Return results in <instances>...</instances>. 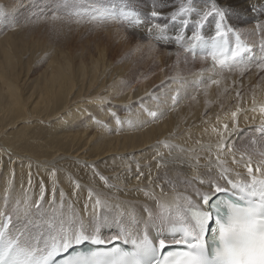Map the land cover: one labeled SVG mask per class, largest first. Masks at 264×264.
Masks as SVG:
<instances>
[{"label": "rangeland", "instance_id": "rangeland-1", "mask_svg": "<svg viewBox=\"0 0 264 264\" xmlns=\"http://www.w3.org/2000/svg\"><path fill=\"white\" fill-rule=\"evenodd\" d=\"M114 1L117 7L119 8V9H116L117 13H114V15L112 16H107L106 18H101V14L104 12V10H108L109 12L113 11L112 8L114 7V4H113ZM152 1L154 2L157 0H146V4ZM198 1L202 3H209L210 6H213V4L209 2L210 0H198ZM160 2H162V0ZM163 2H166V0H163ZM15 3H17L18 6ZM133 5L134 4H132L130 0H0V38L1 36L2 37L5 36L6 34H9V36L12 35L10 37L8 36L6 40L2 39L3 40L2 41L0 39L2 41V42L0 41V44H1L0 45V72H3L6 70L7 75H9L8 77L13 82V84L16 86L17 93L19 95L20 100L23 101V104L26 105L25 112L21 115V120L18 122L14 118L7 117L6 110H2L1 108L3 106V102L0 99V180L2 179L0 181V191L4 192L5 190H8L13 184L16 183L18 187H22L26 190H32L35 199L40 200L41 186L43 184L44 198L42 201L43 203L45 202L44 207L45 208L48 207L49 210L53 208L54 204L56 205V204H59L60 202H62V204L71 202L72 203L71 207H75L77 205L83 208V207L88 206V204L91 205L92 203H93V206H96L94 202L97 199L105 203L108 202V200L111 201V198H113L115 200L121 199V200H128L131 202L133 201L137 203L142 202L140 204H143L146 201H148L147 198H150L154 202H156V199H158L156 197L158 195L155 193L156 190H159V191L165 190V193H171V192L173 193L176 191L179 192L180 190H183L185 187H187V184L189 181H187L185 178H184L185 180L183 181H180V180H177V182L172 181L170 175L168 174L169 170H166L167 168L163 166L162 164L161 166L156 165V167H151L152 165L149 167V166H146L148 164H145L143 165L144 167L143 166L141 167L142 169L141 168L135 169L130 166V163L126 159L125 161L123 159L118 160V159H115L116 157L114 156L102 158L101 160H98L93 165L88 163V161H90V158H94L97 154H99L105 149L104 145L102 144L103 143L102 140L99 139L98 142H96L97 140L93 141V137H96L98 134L99 135L101 134L102 125L105 122V120L102 121L103 117L101 116V110L113 109L114 111H118L119 109V111H121L122 113H125V111L127 110H122L123 108L121 107L123 105H127V108L129 110H134L140 107L142 103H144V101L146 102L147 101L149 102L152 100L156 101L157 99L158 104H160L159 101L162 102L163 100L161 99L167 97V93L168 94L171 93V95L176 94V96H178L177 102L173 104V101H172L173 96H172L171 101L168 100L169 104L168 102H166L167 105L165 103L164 110L165 108L168 107L167 110H165L164 113H160L158 117L159 119L153 120L152 124L165 119V117L166 118L168 117V119L171 118L174 121L183 120L185 122L187 117H190L192 114L201 116L200 110L198 109L199 106L198 108L195 109L196 106L187 107V104L192 103V99H195L197 96L199 99L198 93L203 91V89L209 88V86L213 84L214 86L211 88L212 96L210 98H213V97L214 98L211 99L206 104V106L208 105L207 109H205L206 106H204L203 115L208 113L211 107L216 106V109H219V111L214 114L206 116V117H209L207 120H205L207 121V124L209 125V124H213V123L215 124V122H218V119L222 115H226L230 112H235L236 110L232 111L234 108H237V107L239 108L247 104L249 101L256 100L257 98L258 99L264 98V91H263L264 89V84H263L264 83V66L262 67L260 66L262 65L261 63H264V59L254 62L250 65L244 66V62H242V63L236 64L235 66L231 68L221 69L219 65H216L210 59V56L207 53V49L203 51L204 53H200V48L198 46L196 49V55L193 56L191 52L186 51L188 47L183 46V43L178 45L172 51L173 53H169L168 52L169 50H167L168 52L167 55L169 58L172 57L173 55L172 59L175 62L184 61V60L186 61L184 62L186 64V66L184 67H186L187 69L189 68L190 71L187 70L186 68L185 69L187 72H189V75H192L190 76L191 78L189 77V79L193 81L192 83L191 81H188L189 79L186 78V76L188 75L184 74V72L181 73V76L180 75L175 76L174 71L171 70V67L167 68L168 71H170V74L167 77L166 74H165L166 76L164 75L166 71L162 67H157L156 69H154L155 66L150 65L147 67L148 70L145 71L143 69V66H140L141 72L144 71L143 75L138 74L135 78L128 79L129 81L126 80L124 89H122L119 92H116V93L107 92L103 85L104 80H106V77L102 75L103 74L102 71L104 67L109 68V70L116 71L118 67L120 66L121 62L124 61V60H118L119 57L117 56V54L119 53L118 50L121 45V40L125 39V42L123 43L124 44L123 47L125 46L124 48L130 51L128 52L129 55H127V58L123 63L124 66L126 64V67H130V65H132L133 57H134L133 53L137 51V48L138 50L140 48V47H137L136 45L138 46L141 45V47H146L150 43L155 44V42L153 43V41L150 38L149 39L147 38L134 39L132 36L128 34L127 30L124 29L125 28L123 26L124 22L121 23V21H126L132 18L130 16V13L132 11V8L130 6H133ZM213 8L217 9L215 11L221 12V8L219 7L216 8V6H213ZM122 11L129 13L128 19L127 17H122L120 15ZM255 12L256 11L251 10V12L248 13L250 14L249 16L251 17L249 20V24L248 23L242 24L241 21L237 19V22L240 23L239 28L244 29L246 27L248 28L252 27V24L257 25L256 23L258 22V19H256L255 14L257 13ZM93 17H96V18L94 19ZM245 17L247 18V16ZM209 18L212 23H215L217 20L220 19V17L216 16L215 14L213 16L208 17V19ZM233 19H234L233 16L230 15L227 18L224 16V19L221 21L222 27H223L224 32L226 33V36H230V35L232 36V38H228L229 39L228 46L230 48H234L237 42V39H239L240 44L245 45V47L252 46L250 44L255 43L256 42L255 39H257L260 36V32H258L259 27L257 29V26H253L254 29L258 30L257 31L258 36L256 35L257 32L249 34L250 36H248L247 33H243V34L239 33L241 31V30H238L239 28H236L239 31V32L236 31L237 32L236 33L234 32V29H232L230 25L231 22H233ZM107 20L114 21L115 23H108ZM116 20L119 22H117ZM61 21H64V22H61ZM101 22L102 23L105 22V23L102 24ZM195 22H192V23L195 24ZM58 23L60 26L58 25ZM113 24L114 25L119 24L118 25L120 28L119 30L121 31L122 29L123 33H125L124 35L120 33L123 36V38H120L121 40H116L115 44H113L109 40L104 41V40H100L98 37H94L95 33L100 32V31L102 33L101 35L104 34L105 36H107V31L103 29H105L109 25L112 26ZM42 25H46V26H42ZM63 26H66L67 28ZM57 28L58 30L59 29L60 30L59 31L56 30ZM32 29H35V30H32ZM52 29H54L55 31ZM228 29H231V31H228ZM202 31L206 32L205 29ZM27 32L29 35L33 33L32 36H29ZM23 33L25 34V36L27 35L29 38L32 37L35 39L38 36L37 38L39 39H36V41L33 40V42L34 41L37 42V40L38 41L43 40V41L37 42V45H36L34 44L35 42L34 43L32 41L30 42V40H32L31 38L30 40H28V38L26 40L27 36L24 38ZM214 34L215 33L212 34L209 32L208 33L209 36H205V38L210 40L211 37L214 36ZM43 36H44V39H43ZM22 38H24L25 40H23ZM47 39H49V41ZM251 39L254 41H252ZM7 40L9 41L7 42ZM20 40L22 42H20ZM46 40L49 43L46 42ZM24 41L26 43L29 42V44H26ZM126 41H130V42L126 43ZM135 41L136 43H134ZM31 43L32 45L34 44L32 46L33 48L31 47ZM40 43L42 45L41 48L43 49H38L40 48V46H38V44L40 45ZM45 43H47L48 46L51 44L50 45L51 47L43 46ZM95 45L97 46L96 49L94 47ZM127 45L129 47H127ZM130 45L131 47L132 46L133 47L131 48ZM26 46H29V47H26ZM103 46L105 47L106 52L111 62L113 63L112 68H110L107 65V63L103 65V56L101 54L102 48H104ZM154 47L161 48L162 49L161 51L163 50L166 51L163 47H161L158 44H155ZM25 49L28 50V52ZM32 49H34L35 51L33 50V52L31 53ZM5 51L9 56L11 55L10 57L13 60L11 69L5 66V57H6ZM36 52H39L38 53L39 55ZM92 52H94V54ZM99 53L101 55H99ZM95 54L97 56H94ZM71 56L73 57L71 58ZM64 58H69L68 61L70 64V68L68 69V74L73 84L72 83L70 84L68 92L70 91L72 87V90L70 92L71 94L69 96L59 97L53 100V103L48 105L49 103L47 101V97L51 93L46 92L43 98L40 97L41 92H43L44 81L46 77L50 74L49 71H51L49 69L48 63L54 60L60 64L61 63L64 64V62H62L61 60ZM187 60L191 61L192 64L194 62V64L192 65L191 62L187 63ZM199 61H201V63L208 62L206 63V65L204 66L202 65L201 67L202 68L204 67L203 70L205 72L207 71L213 72L212 74L217 76L216 77L217 79L214 78V80L218 81V83H213L214 80L212 78L205 77L201 73L200 74L201 76H203V78L198 76V73L201 72L200 69L196 67ZM253 64L255 66L249 68ZM181 65H183V62L181 63ZM175 67L178 69H182L178 65H175ZM195 67L197 69H194ZM255 67L256 69L259 68L258 70L259 73L254 71ZM46 68H48V70ZM140 70L138 72H140ZM223 72L228 73V74H224ZM192 73L194 74L195 77L193 76ZM173 74L176 78L174 76H171ZM234 75H237V76L235 77ZM194 78L199 79V80H195ZM206 78L210 81H206L207 80ZM174 81H175V84H174ZM177 85H179L180 88ZM117 86L119 85L113 86L112 88H116ZM176 86L178 88H176ZM174 88L178 89L179 91L175 90ZM130 93L132 94L131 95L132 97L130 99L128 98L127 100V96ZM144 93H147V95L144 96L145 98L143 97L141 98V100L139 99L137 102H133V103L131 102L133 98H137L139 97V95H142ZM80 96L84 97V99ZM254 97L256 98L253 99ZM125 99L127 100V102ZM100 102L102 103L101 107L99 106ZM129 102L132 104H130ZM182 104L184 106H182ZM91 109H93V111ZM173 110L177 111L175 115L171 114ZM178 113H179V116H178ZM77 114L80 118L77 116ZM72 117L74 118L72 119ZM69 120L71 122H69ZM200 121H198V124L194 126L195 131H198L201 128H205L203 123H199ZM95 124H96V127H95ZM88 128L89 129L92 128V129L89 130ZM195 133L198 134V132H194V129L192 127V135H196ZM112 135H116V134L114 133ZM185 140L186 139L184 138L183 141L187 142V140L186 141ZM197 140H198L197 136L190 138V141H197ZM246 141L252 146L255 145L251 137H246ZM97 143H101L102 146L100 147V144L98 145ZM146 150L148 151V149ZM146 150L143 151L145 155L147 153ZM230 152H232V150ZM243 153H241L242 156H244ZM67 156L69 157L68 159H67ZM149 156L151 158H149ZM154 158H156L155 155L153 156L152 154H149L146 156L145 161L147 162L149 159L152 160ZM43 159H44V162H43ZM150 160L148 162H150ZM45 162L47 163L45 164ZM50 163L52 164L50 165ZM53 172L55 173V175H53ZM208 178H209V174H207L206 181L209 180ZM29 179L31 180L30 184H29ZM210 180H216L218 181L220 185L224 182L222 179H219L218 176ZM77 184L79 185V187H77ZM56 186L58 187L56 188ZM171 189H173V191ZM54 191H55V202L53 203L52 200H53ZM62 192H64V199L61 198ZM90 192L92 194L91 198H89ZM154 194L156 196H154ZM4 195H6V192H4ZM65 197L68 199H66ZM7 199L8 198L5 199V197H3V195L0 193V204H1L0 208L4 207L6 204L9 203ZM89 201H91L92 203ZM80 204H82V206H80ZM153 212L154 211H151V214ZM121 224L122 226L129 225L130 222L125 224L122 221ZM88 226L89 224L87 223L83 227L87 229ZM146 226L150 229H154L152 227V222L147 223ZM3 228L5 227L3 226ZM10 229H12V226H10ZM45 231H47V229H45ZM134 233L139 234L140 231H135ZM9 238L11 237L9 236Z\"/></svg>", "mask_w": 264, "mask_h": 264}, {"label": "bare ground", "instance_id": "bare-ground-1", "mask_svg": "<svg viewBox=\"0 0 264 264\" xmlns=\"http://www.w3.org/2000/svg\"><path fill=\"white\" fill-rule=\"evenodd\" d=\"M160 1L161 0H157L154 2L152 1L150 3L147 2L148 4H146V0H130V2L132 4H134L133 6H130L132 8V11L130 13V16L132 18L128 19V16H127L128 20L121 21V23L124 22V24H123V26L125 27L124 29H126L128 34L130 36H132L134 39H141V38L149 39L150 38L153 41V43L155 42V44L160 45L166 51H164V50L161 51L162 50L161 48H155L154 47L155 44H152V43L148 44V46H146V47H141V45L140 46L136 45L137 47H140V48H139V50L137 48V51L135 53H133L134 55L132 54L134 56L132 65H130V67H126V64L124 66L123 63L126 60L127 55H129L128 52H130V51H128V49L126 50L124 48L125 46L123 47V45H124L123 43L125 42V39L121 40L120 38H123L122 34L124 35L125 33H123L122 29H121V31L119 30L120 29L118 26L119 24H117V25L113 24L112 26L109 25L105 29H103V30L107 31V36H105L104 34L101 35L102 34L101 31L95 33L94 37H98L100 40H104V41L109 40L113 44H115L116 40H121V45H120V48L118 50L119 53L117 51L116 52L118 53L117 54V56L119 57L118 60H124V61L121 62L120 66L118 67V69L116 71L115 70H113V71L109 70V68H107V67H104V69H103L104 72L102 71V73H103L102 75L104 77H106V80H104L103 85H104V88L107 92H110V93L119 92L122 89H124V85L126 84V80L135 78L138 74L143 75L144 71L141 72L140 66H143V69L145 71L148 70L147 67L150 65H154L155 66L154 69H156L157 67H162L165 69L166 72L164 73V75L166 74L167 77L170 74V71H168L167 68L171 67V70L174 71L175 76H179V75L181 76V73L184 72V74L188 75V76H186V78L189 79V77L192 75H189V72L186 71L187 68L184 67V66H186V64L184 63L186 61L184 60V61L175 62L172 59L173 55H172V57L169 58L167 54H168V52L173 53L172 51L178 45H180L182 43H183V46H187V47L189 46V44L191 43V41L189 39L191 32L196 29V22L195 21L201 20L203 14L205 12L217 10V9H214L213 6H216V8L217 7L221 8V12L224 14V16L226 18L229 17L230 15L233 16L234 19L230 25H231V28L234 29V32L241 30L240 32L239 31L238 32L242 33V34L247 33V35L250 36L249 34L256 33L259 30L258 32H260V36L257 39H255L256 42L253 44H250L252 46L246 47L247 49H250L251 51L244 52L241 55V59L244 62V66L250 65L254 62H257L259 60L264 59V0H210L209 2H211L213 4V6H210L209 3H202L198 0H168V1L166 0V2H163V0H162V2H160ZM15 4L17 5V3H15ZM113 4H114V7L112 8L113 11H110V12L117 13L116 9H119V8L117 7L115 1L113 2ZM182 7L186 8V9L187 8H193V9H195V11L186 12L183 15H179L180 9ZM251 10L256 11L255 13H257V14H255L256 19H258V22L256 20L257 25H254L251 23L252 27H249V28L246 27L244 29L239 28L240 23L237 22V19L239 21H241L242 24H246V23L249 24V20L251 17L249 16L250 14H248V13L251 12ZM152 11H157L158 13H160L159 18H153L151 16ZM215 12H217V11H215ZM132 13H134L135 15H131ZM173 14H177V19L175 21H173L171 19ZM245 16H247L248 20ZM137 18H139L142 22L140 24L132 23V21L136 20ZM235 18H236V20H235ZM184 19H187L189 21L187 30L184 32L185 39L183 41H181L180 43H176L175 37L181 33V30H182L181 22ZM61 22H64V21H61ZM107 22L108 23H115L114 21H111V20H107ZM117 22H119V21H117ZM192 22H195V24ZM103 23H105V22H103ZM157 23H159L162 28L164 25H167V28L164 29L163 33H161L160 29L152 27L153 25H155ZM202 23H204V27L202 30L205 29V31H206V32H203L201 30L202 34L204 36H209L208 35L209 32L212 34L215 33V23H212L210 21V18L207 19V22L202 21ZM33 24H35V23H33ZM58 25H59V23H58ZM32 26H34V25H32ZM42 26H46V25H42ZM253 26H257V29H258V27H259V29L256 30L253 28ZM63 27H66V26H63ZM58 28L56 30H58ZM149 28H152L151 32L149 31ZM236 28H239V29L237 30ZM29 29H31V28H29ZM32 30H35V29H32ZM52 30H54V29H52ZM19 31H21V30H19ZM19 31H17V32H19ZM25 31H26V29H25ZM22 32H23V30H22ZM258 32L256 34L257 36H258ZM120 33H122V34H120ZM27 34H28V32H27ZM32 34L33 33H31V35H29V34L28 35L32 36ZM36 35H37V33H36ZM159 35H166L168 37V39L167 40H157L156 37ZM8 36H9V34H6L3 37L1 36L0 39L6 40V38H8ZM10 36H12V35H10ZM26 36L24 34V38ZM34 36H35V34H34ZM72 36H73V34H72ZM37 37L35 39L30 37L32 39V40H30V38L27 36L26 40L28 38V40H30V42L31 41L33 42V40L36 41V39H39ZM41 37H42V35H41ZM251 37H252V35H251ZM15 38H16V36H15ZM24 38H22V39L25 40ZM228 38H232V36L231 35L226 36L227 41L229 40ZM43 39H44V36H43ZM252 39H254V38H252ZM40 40H41V38H40ZM47 40L49 41V39H47ZM47 40H46V42H48ZM8 41L9 40H7V42ZM18 41H19V39H18ZM42 41L37 40V42H42ZM252 41H254V40H252ZM252 41H250V42H252ZM20 42H22V41L20 40ZM37 42H35L34 44L37 45ZM127 42H130V41H126V43ZM134 43H136V41ZM26 44H29V42H27ZM46 44L47 43H45L43 46L47 47L48 44L47 45ZM33 45L31 43V47ZM50 45L48 47H51ZM131 45H130V47H131ZM38 46H40V48H38V49H43V48H41V46H42L41 43H40V45L38 44ZM118 46H119V44H118ZM243 46H245V45H243ZM26 47H29V46H26ZM94 47L96 49L97 46L95 45ZM127 47H129V46L127 45ZM68 48H69V46H68ZM29 49H31V48H29ZM34 49H32L31 53L33 52ZM167 50H169V51L167 52ZM26 51L28 52V50H26ZM37 51H39V50H37ZM55 51H57V50H55ZM89 52H90V50H89ZM209 52H210V48L207 49V53H209ZM5 53H6V51H5ZM36 53L38 54L39 52H36ZM92 53L94 54V52H92ZM92 53H91V55H92ZM200 53H204V52H202L200 49ZM44 54H45V52H44ZM48 54H49V52H48ZM96 54L94 56H97ZM101 54L103 56V65H105L107 63V65L110 68H112L113 63L111 62V60H110V58L106 52L105 47L102 48ZM101 54L99 53V55H101ZM208 55L210 56V59L212 60L211 55L210 54H208ZM10 56L6 53L5 66L7 68L11 69L12 64H13V60L11 59ZM72 57L73 56H71V58ZM68 59L69 58L61 59L62 62H64V64L63 63L60 64L54 60H52L50 63H48L49 69L51 71H49L50 74L46 77V79L44 81L43 92H41V94H40V97L43 98V96H45L46 92L51 93L47 97V101L49 103L48 105L53 103V100H55L59 97H65V96H69L71 94L70 92L72 90V87H71L70 91L68 92L70 84L72 83L71 78L69 77V74H68V69L70 68V64H69ZM157 60H159V61H157ZM59 62H61V61H59ZM182 62H183V65H181ZM188 62L190 63L191 61L187 60V63ZM14 63H15V61H14ZM81 63H82V61H81ZM127 63H129V62H127ZM206 63H208V62L201 63V61H199L198 65L196 67L199 68L201 72H199V73L197 72L198 76H200L202 78H203V76H205L208 78H212L214 80V78H216L217 76L212 74L213 72H209V71L205 72L203 70L204 67L203 68L201 67L202 65L203 66L206 65ZM191 64H192V62H191ZM193 64H194V62H193ZM261 64H262V65H260L261 67L264 66V63H261ZM175 65H178L182 69L176 68ZM216 65H218V64H216ZM253 66H255V65L253 64L249 68H251ZM196 67L194 69H197ZM249 68H247V69H249ZM46 69L48 70V68H46ZM139 70H140V72H138ZM187 70H189V68ZM258 70H259V68L256 69V67H255L254 71L258 72ZM99 71H100V69H99ZM200 73L203 74V76H201ZM232 73H233V71H232ZM174 74L171 76H174ZM194 74H195V72H194ZM194 74H193V76H194ZM224 74H228V73H224ZM142 75H140V76H142ZM8 76L9 75H7L6 70L3 72H0V99L3 102V106L1 108H2V110H6L7 117L14 118L19 122L21 120V115L25 112V106L26 105L23 104V101L20 100L19 95L17 93L16 86L13 84V82L10 80V78ZM234 76L236 77L237 75H234ZM138 78H139V76H138ZM161 78H163V77H161ZM194 79L199 80L196 78H194ZM236 80H237V78H236ZM188 81H191V83L193 82L191 79H189ZM206 81H210V80L207 79ZM197 83H198V81H197ZM200 83H201V81H200ZM174 84H175V81H174ZM116 85H119V86H117L116 88H112L113 86H116ZM177 86L179 87V85H177ZM177 86H176V88H178ZM213 86L214 85L212 84L209 86V88L203 89V91L198 93L199 99L197 96L195 99H192V103L187 104V107L188 106H196L195 109L198 108V106H199L198 109L200 110L201 116H197V115L192 114L190 117H187L185 122L183 120L174 121L171 118L168 119V117L167 118L165 117V119L161 120L162 119L161 118L160 119L161 121L152 124L153 120L159 119L158 117H159L160 113H164V111L167 110L168 107L165 108V110H164L165 103L168 102V100L171 101L172 96H176V94L171 95V93L170 94L167 93V97H165V98L162 97L163 99H161V100H163V101L162 102L159 101L160 104H158L157 99H156V101H153V100L149 101V102L144 101V103H142L143 107L140 106L134 110H129L127 108V105H123L121 103L123 105L121 107V108H123L122 110H127V111H125V113H122L121 111H119V109H118V111H114L113 109L101 110V116L103 117L102 121L105 120V122L104 123L102 122L103 125L101 124L102 125L101 134L100 135L98 134L96 137H93V141L97 140L96 142H98L99 139L102 140V142H103L102 144L104 145L105 149L102 152H100L99 154H97L94 158H90V161H88V163H90L91 165L96 163L98 160H101L102 158H105V157L107 158V157H112V156L116 157L115 159H118V160L123 159L125 161V159H126L130 163V166L132 168H135V169L141 168L145 164H148L146 166H149V167L151 165H152L151 167H156V165L161 166V164H162L163 166H165L167 168L166 170H169L168 174L170 175L172 181L177 182V180L183 181L185 179L187 181H189L187 184V187H185V188L183 187L184 188L183 190H180L179 192L176 191L173 193L172 192L171 193H165V190L164 191L156 190L155 193L158 195V196H156L154 194V196H156L158 198V199H156V202H154L150 198H147L148 201H146L143 204H140L142 202L137 203V202H133V201L131 202L128 200H121V199L115 200V199L111 198V201L108 200V202H106V203L102 202L100 206H93V203L91 201H89L92 203L91 205L88 204L87 207H83V208H81L77 205L75 207H71L72 206L71 202H67L64 204H62V202H60L59 204H56V205L54 204L53 208L49 210L48 207H46V208L44 207L45 202L43 203V201L35 199L32 190H26L22 187H18L16 183L13 184V182H12L13 185L8 190L4 191V192H6V195H4V192L0 191V193L3 195V197H5V199L8 198L7 201H9L8 204H6L4 207L0 208V231L5 232V234H6L5 238L6 239L9 238V236L10 237L18 236L22 232H30L32 235L35 236V235H37V232H38L37 225H42L41 214H43L44 220H49L53 216V213H55V217L57 220H59L60 218H63V220L65 221L64 227H66V228H72V227H76V228L78 227L79 228V226H81V225L85 226V224H87V223L89 224L90 221H95L98 217L104 216L107 218V222L103 223L101 226L100 235L102 236V238L105 240H110V238L113 235H116L117 233L124 231V232H127L129 234V241L125 242L124 238L122 237L116 243H114V244L109 243L107 245L101 246L103 248L100 247V249H107L109 247H114V246H119L122 248L123 247H127V248L130 247L131 249H133V245L130 242L131 239H136L138 236H142V234L146 231L150 239L156 240L157 238L167 234L172 225H175L178 223L175 219V216L177 214L185 213L188 208H194L197 204H199L200 203V196L204 193H210V186L207 184V181H206L207 174H209V178H208L209 180L218 176L217 175V173L219 172L218 165L220 162H224L223 167L228 169V172L226 173V175L230 179H232L235 182H240V183H245V184L251 183V178L248 176L246 167L244 165H245V163L248 162V160L250 158L252 166L255 169L258 166V161H260L262 159V157L259 155V153L264 152V133L257 132L256 129L260 128V127H264V111H262V109H264V98H262V99L257 98L256 100L249 101L247 104H245L239 108L238 107L234 108L232 111L236 110L235 112H237V116L235 118H233V116H232L233 112H230L226 115H222L218 119V122H215V124L213 123V124L208 125L207 121H205V120H207L209 117H206V116L214 114V113L219 111V109H216V106H215V107H211L210 111L203 115L204 106H206V104L211 99L214 98V97L210 98L212 96L211 95L212 94L211 88ZM142 89H143V87H142ZM175 90H178V89H175ZM88 91H90V90H88ZM263 91H264V89H263ZM131 93L127 96V100H128V98L130 99L132 97ZM147 93L139 95V97H137V98H133V100L131 102L133 103V102H137L139 99L141 100V98L146 96ZM80 97H82V96H80ZM82 98L84 99V97H82ZM227 98H225V99H227ZM255 98L256 97H254L253 99H255ZM97 99H99V98H97ZM127 100H126V102H127ZM247 101H248V99H247ZM119 102H120V100H119ZM129 103H128V105H129ZM132 103H130V104H132ZM99 104L98 105L101 107L102 103L100 102ZM168 104H169V102H168ZM220 104H221V102H220ZM166 105H167V103H166ZM40 106H42V105H40ZM182 106H184V105L182 104ZM207 106L205 109H207ZM222 107H223V105H222ZM67 108H68V106H67ZM145 109H147L148 111H155L157 113V118L149 117L147 114V111H145ZM91 110L93 111V109H91ZM112 112H116V114L118 113L117 117L119 119H121V121H123V123L119 126L121 129L120 131H115V129L117 128V125L115 123V119L111 115ZM176 112H177L176 110H173L171 112V114L175 115ZM77 116H78V114H77ZM178 116H179V113H178ZM73 118L74 117H72V119ZM182 119H183V117H182ZM200 120H202V121H200ZM129 121H131V123H129ZM198 121H200L199 123H203L205 128H201L198 131H195L194 126L196 124H198ZM69 122H71V121L69 120ZM74 122H75V120H74ZM89 123H90V121H89ZM67 124H68V122H67ZM96 124H95V127H96ZM104 125H107V127H104ZM224 125L228 126L227 129H225ZM89 126H91V125H89ZM191 126L193 127L194 132H198V134L195 133L196 135H192V127ZM91 129L92 128H90L89 130H91ZM153 130H155V131H153ZM99 131H98V133H99ZM114 133L116 135H112ZM123 134H125V135H123ZM194 136H197L198 140L197 141H190V138L194 137ZM246 137H251L253 139L255 145H253V146L250 145L246 141ZM184 138L187 140V142L183 141ZM97 144L98 145L100 144V147L102 146L101 143H97ZM221 146H223V150H221ZM96 147H97V145H96ZM229 148L232 150V152H230L228 150ZM146 149H148V151ZM145 150L147 151L146 155L143 153V151H145ZM243 151H244V153H243ZM141 153H143V154H141ZM241 153H243L244 156H242ZM149 154H152L153 156L155 155L156 158H154L152 160L149 159L150 162H148L149 160L146 162L145 158ZM150 156H149V158H151ZM205 156H207V157H205ZM68 158L69 157L67 156V159ZM233 158H235L236 161H240V163H233ZM74 159H75V157H74ZM140 159H142L143 161ZM105 160H107V159H105ZM43 162H44V159H43ZM46 163L47 162H45V164ZM51 164L52 163H50V165ZM47 165H49V164H47ZM47 165H45V166H47ZM48 170H50V169H48ZM127 171H129V170H127ZM237 173L239 175H237ZM253 175L257 176L258 179H264V166H261L260 172L254 171ZM15 176H16V174H15ZM133 177H135V176H133ZM201 179H203L205 181V183L203 185L198 183V181ZM124 180H126V179H124ZM222 180L224 182L221 185L225 188L226 194L240 195V192L238 189L234 190L230 184L226 183V181L224 179H222ZM136 181H138V180H136ZM219 182H221V181H219ZM57 187L58 186H56V188ZM31 189H33V188H31ZM171 190L173 191V189H171ZM62 193L64 194V192H62ZM210 194L213 196V200L217 196L218 197L220 195L225 196L224 193L216 194V193L212 192ZM154 196H153V198H154ZM186 196L191 198V201H192L191 204H189L186 200L183 199ZM68 198H66V199H68ZM82 198H83V196H82ZM62 199H64V196ZM18 201H19V207L21 209H23L25 207V201H27V205L30 206V215L25 216L22 211L19 215L16 214V209L18 207V204H17ZM37 202L42 204V208L40 209V212H37V208L35 207ZM160 205H165L168 208L173 210L172 218L165 220L163 223L161 222V218H160ZM80 206H82V204H80ZM178 208H179V212H177ZM151 211H154V212L151 214ZM149 214H151V215H149ZM153 214H155V215H153ZM121 220L125 224L128 222H130V224L122 226L123 223L121 224V222H122ZM31 221H35L36 223L35 224L30 223ZM149 222H152V227L154 229H150L146 226V224ZM4 225H7V227L3 228ZM10 226H12V229H10ZM8 227H9V229H8ZM45 229H47V225H42V230L44 232V235H45V237H47L48 233H47V231H45ZM135 231H140V233L135 234L134 233ZM55 234H56L55 232L52 233L53 236ZM177 238H179V237L177 236ZM85 247H91V248H89L90 251H94L97 249V247L92 246L90 242H86V243H83L81 245H76L73 247V249H74V251L78 252V251H81L82 249H84ZM127 248H125V249L123 248V250L127 251ZM64 254H62V255H64ZM62 255H59V256H62Z\"/></svg>", "mask_w": 264, "mask_h": 264}, {"label": "snow or ice", "instance_id": "snow-or-ice-1", "mask_svg": "<svg viewBox=\"0 0 264 264\" xmlns=\"http://www.w3.org/2000/svg\"><path fill=\"white\" fill-rule=\"evenodd\" d=\"M195 11L193 8H181L179 15L186 12ZM219 16L220 19L215 22V34L211 39H206L202 34L204 27L203 22H207L208 17L213 15ZM114 13L104 10L101 18L112 16ZM122 17H127L129 13L121 12ZM131 15H135L132 13ZM153 18H159L160 13L152 11ZM55 18V17H54ZM94 19L96 17H93ZM171 19L175 21L177 14H173ZM224 19L222 12H205L201 20L196 21V29L191 32L190 41L186 51L196 55V49L199 46L203 52L210 48L208 54L211 55L212 60L220 66L221 69L231 68L236 64L242 63L241 55L244 52L251 51L245 46L241 45L239 39L234 48L228 46L226 33L223 30L221 21ZM142 21L137 18L132 23L140 24ZM182 30L179 35L175 37V42L180 43L185 39L184 32L187 30L189 21L182 20ZM152 27L164 32L167 25L163 28L159 23ZM152 28H149L151 32ZM231 31V29H228ZM157 40H167L166 35H159ZM218 83V81H213ZM175 104L177 96L172 97ZM143 107V105H141ZM147 111L149 117L157 118L155 111ZM264 111V109H262ZM115 119L117 128L115 131H120V125L123 123L117 117L116 112L111 113ZM233 118L237 116V112L232 113ZM131 123V121H129ZM107 127V125H104ZM227 129V125H224ZM257 132L264 133V127L256 129ZM223 150V146H221ZM231 151V149H228ZM262 157L258 161V166L254 169L249 158L245 163L248 176L251 178V183L245 184L235 182L230 179L226 173L227 168L223 167L224 162H220L219 172L217 173L219 179H224L226 183L230 184L234 190H239L240 195L238 201L232 199H216L213 202L212 192L216 194L224 193L225 189L216 180H208L210 186V193H204L200 196V203L194 208H188L185 213L177 214L175 216L178 222L172 225L169 232L156 240L150 239L145 231L142 236L136 239H131L133 251H124L119 247L112 248L111 251L100 250L101 246L109 243H116L122 237L125 242L129 241V234L121 231L113 235L110 240H105L100 235L101 226L107 222L104 216L98 217L95 221H90L88 228L81 225L79 228L64 227L65 221L63 218L56 219L55 213L49 220H44L41 214L42 225H47L48 236L45 237L42 230V225H37V235H32L30 232H22L18 236L5 238L6 234L0 231V264H52L54 257L64 253H70L76 245H81L90 242L97 246V249L89 253L71 252L64 257L65 264H264V179H258L253 175V172H260L261 166H264V152H260ZM233 163H240L233 158ZM94 167V166H93ZM53 175L55 173L53 172ZM237 175H239L237 173ZM103 179V177H102ZM31 180L29 179V184ZM203 185V179L198 181ZM77 187L79 185L77 184ZM44 188L41 186V197L43 200ZM91 192L89 198H91ZM64 194L61 193V198ZM189 204L192 203L190 197H184ZM55 202V191L53 192V203ZM101 201H95L96 206L101 205ZM16 214L19 215L21 211L25 216L30 215V206L25 201V207H19V201ZM37 212H40L42 204L37 202L35 205ZM87 207V206H86ZM179 212V208L177 209ZM215 213V215H214ZM151 215V214H149ZM173 210L165 205H160V218L163 223L165 220L172 218ZM215 221V227H213ZM30 223H36L31 221ZM6 228L7 225H4ZM214 239V247L211 249L209 255L208 236L210 234ZM56 234L53 236L52 233ZM177 236L179 238H177ZM178 246L182 250L169 251V248Z\"/></svg>", "mask_w": 264, "mask_h": 264}]
</instances>
